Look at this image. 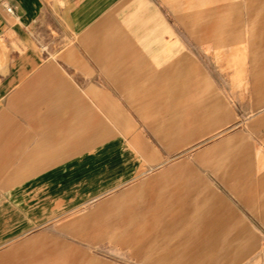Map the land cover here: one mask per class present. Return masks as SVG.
Instances as JSON below:
<instances>
[{
	"label": "rangeland",
	"instance_id": "374dc122",
	"mask_svg": "<svg viewBox=\"0 0 264 264\" xmlns=\"http://www.w3.org/2000/svg\"><path fill=\"white\" fill-rule=\"evenodd\" d=\"M124 1L92 48L129 164L81 204L3 194L0 264H264V0H157L161 36Z\"/></svg>",
	"mask_w": 264,
	"mask_h": 264
},
{
	"label": "crops",
	"instance_id": "0c3cea01",
	"mask_svg": "<svg viewBox=\"0 0 264 264\" xmlns=\"http://www.w3.org/2000/svg\"><path fill=\"white\" fill-rule=\"evenodd\" d=\"M113 1L0 0V204L3 194L11 204H81L108 181L98 179L108 160L129 164L113 84L99 80L92 48ZM147 6L162 15L157 0L122 4L153 34L170 32Z\"/></svg>",
	"mask_w": 264,
	"mask_h": 264
},
{
	"label": "built area",
	"instance_id": "2783aa9c",
	"mask_svg": "<svg viewBox=\"0 0 264 264\" xmlns=\"http://www.w3.org/2000/svg\"><path fill=\"white\" fill-rule=\"evenodd\" d=\"M6 11L10 14L14 13V10L12 9V7L6 6Z\"/></svg>",
	"mask_w": 264,
	"mask_h": 264
}]
</instances>
